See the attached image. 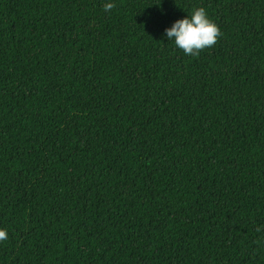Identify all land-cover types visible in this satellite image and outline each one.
Returning <instances> with one entry per match:
<instances>
[{
	"label": "trees",
	"instance_id": "16d2710c",
	"mask_svg": "<svg viewBox=\"0 0 264 264\" xmlns=\"http://www.w3.org/2000/svg\"><path fill=\"white\" fill-rule=\"evenodd\" d=\"M114 2L0 0V264H264V0Z\"/></svg>",
	"mask_w": 264,
	"mask_h": 264
},
{
	"label": "clouds",
	"instance_id": "9594fccd",
	"mask_svg": "<svg viewBox=\"0 0 264 264\" xmlns=\"http://www.w3.org/2000/svg\"><path fill=\"white\" fill-rule=\"evenodd\" d=\"M114 7V0H104L103 9L106 12ZM162 35L181 49L185 55L195 56L200 50L216 42L220 30L210 18L207 9L199 6L192 8L186 16L175 19L170 26L164 28ZM7 239L8 230L0 227V241Z\"/></svg>",
	"mask_w": 264,
	"mask_h": 264
}]
</instances>
